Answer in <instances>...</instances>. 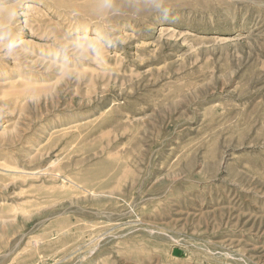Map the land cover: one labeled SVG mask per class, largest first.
I'll list each match as a JSON object with an SVG mask.
<instances>
[{
    "label": "rangeland",
    "instance_id": "rangeland-1",
    "mask_svg": "<svg viewBox=\"0 0 264 264\" xmlns=\"http://www.w3.org/2000/svg\"><path fill=\"white\" fill-rule=\"evenodd\" d=\"M0 264H264V0H0Z\"/></svg>",
    "mask_w": 264,
    "mask_h": 264
},
{
    "label": "clouds",
    "instance_id": "clouds-1",
    "mask_svg": "<svg viewBox=\"0 0 264 264\" xmlns=\"http://www.w3.org/2000/svg\"><path fill=\"white\" fill-rule=\"evenodd\" d=\"M6 51L11 53L15 50V48L17 47V43L15 40L8 38L7 39V43H6Z\"/></svg>",
    "mask_w": 264,
    "mask_h": 264
},
{
    "label": "water",
    "instance_id": "water-1",
    "mask_svg": "<svg viewBox=\"0 0 264 264\" xmlns=\"http://www.w3.org/2000/svg\"><path fill=\"white\" fill-rule=\"evenodd\" d=\"M173 255L175 257L181 258L184 255V252L179 250V249H175L174 252H173Z\"/></svg>",
    "mask_w": 264,
    "mask_h": 264
}]
</instances>
